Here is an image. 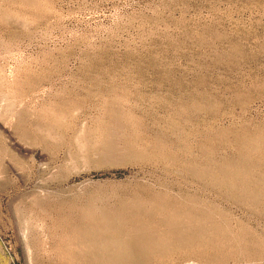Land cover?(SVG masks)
I'll list each match as a JSON object with an SVG mask.
<instances>
[{"label":"rangeland","instance_id":"374dc122","mask_svg":"<svg viewBox=\"0 0 264 264\" xmlns=\"http://www.w3.org/2000/svg\"><path fill=\"white\" fill-rule=\"evenodd\" d=\"M0 264H264V0H0Z\"/></svg>","mask_w":264,"mask_h":264}]
</instances>
